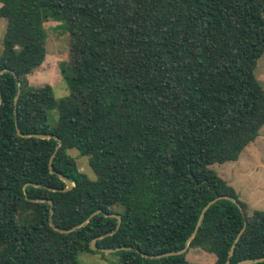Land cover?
<instances>
[{
	"label": "trees",
	"instance_id": "16d2710c",
	"mask_svg": "<svg viewBox=\"0 0 264 264\" xmlns=\"http://www.w3.org/2000/svg\"><path fill=\"white\" fill-rule=\"evenodd\" d=\"M6 28L0 52V264H78L96 241L118 264H196L198 248L224 264L264 257V211H247L234 189L210 167L236 161L264 125V88L256 79L264 53V0H0ZM61 21L70 61L60 73L70 94L31 86L44 61L43 24ZM13 71V73L11 72ZM19 81L20 93L14 106ZM15 110V112H14ZM55 110L56 119L49 111ZM54 134L61 145L50 173ZM88 156L94 177L66 150ZM186 252L178 251L213 198ZM135 249H138L137 252ZM264 264V261L249 263Z\"/></svg>",
	"mask_w": 264,
	"mask_h": 264
},
{
	"label": "rangeland",
	"instance_id": "374dc122",
	"mask_svg": "<svg viewBox=\"0 0 264 264\" xmlns=\"http://www.w3.org/2000/svg\"><path fill=\"white\" fill-rule=\"evenodd\" d=\"M43 26L46 32L44 61L28 74L27 79L31 86L50 84L54 97L60 99L70 94L68 84L60 73V62L70 61V38L61 21L49 20ZM5 28L6 20L0 18V52ZM254 75L264 88V53L257 60ZM49 115L51 119L57 118L55 110L49 111ZM66 152L75 159L79 171L92 179L95 178L88 164V156L80 155L76 148H68ZM210 167L234 189L237 199L246 204L247 211L253 209L264 211V125L257 137L241 151L236 161L215 163ZM186 258L196 264H214L215 261L213 254L198 248L190 249ZM77 262L118 264V255L114 252L83 250L78 251Z\"/></svg>",
	"mask_w": 264,
	"mask_h": 264
},
{
	"label": "water",
	"instance_id": "95a60500",
	"mask_svg": "<svg viewBox=\"0 0 264 264\" xmlns=\"http://www.w3.org/2000/svg\"><path fill=\"white\" fill-rule=\"evenodd\" d=\"M6 71L5 69H1L0 70V74L2 72ZM13 73V71H11ZM14 74V73H13ZM16 82H17V94L15 96V102H14V106L16 107V102H17V98H18V95L20 93V87H19V81L18 79L16 78ZM0 102H1V96H0ZM15 112V110H14ZM15 131L17 133V135L19 136H23V137H30V136H34V137H37V138H53L54 140H56L57 144L55 146V149L49 159V162H48V168H49V171L50 173H54L56 174L61 180L64 181V183L66 184L65 187L62 189L63 191H68L72 188L73 184L72 182L66 178L64 175H62L61 173L59 172H56L53 170V167H52V159L54 157V154L56 153V151L58 150L59 146L61 145V141L60 139L54 135V134H41V133H34V134H29V133H22L17 124L15 123ZM28 184H31L33 186H36V187H39L41 186L40 184H36V183H26L24 184L23 186V194H24V197L26 200H29V201H32V202H47L51 207H50V210H49V225L57 230L58 232H61V233H66V232H69L73 229H76V228H79L81 226H84L91 217H93L94 215L98 214V213H101L103 215H105L106 217H111V218H115L116 219V226H115V229L104 234V235H100L94 239H92L90 241V249L93 250V251H98V252H101V253H113V252H117V251H120V250H132L133 248L132 247H127V246H118V247H113V248H103V247H99L96 245V241L105 237V236H108V235H112L114 232H116L120 226V223H121V218L119 215L115 214V213H106L104 211H102L101 209H97L95 211H93L91 214H89V216L84 220L82 221L80 224H77L75 225L74 227L70 228V229H62V228H59L57 227L53 220H52V215H53V202L51 199H44V198H30L27 194V191H26V187L28 186ZM219 199H226V200H229L233 203H235L237 205V207L239 208L240 211H242V208L241 206L237 203L236 200H234L232 197L230 196H227V195H221V196H217L215 198H213L212 200H210L200 211L199 213V216H198V219H197V222L195 224V227H194V230L192 231V233L189 235V237L186 239L185 241V244H184V247L181 249V250H178V251H170V252H165V253H161V254H157V255H148V254H145V253H142L141 252V255L144 256V257H149V258H160V257H167V256H171V255H179V254H183L184 252H186L187 248H188V245L190 243V241L193 239L200 223H201V220L205 214V212L208 210V208L214 203L216 202L217 200ZM245 225H246V220H244V224L241 228V230L238 232L236 238L234 239V243L231 245L230 247V250L228 252V257L225 261L224 264H231L230 263V256L232 255L233 253V250H234V246H235V242L238 240V238L240 237L242 231L244 230L245 228ZM137 252H139L138 249H135ZM259 261H264V257H259V258H255V259H243V260H240L239 262H237L236 264H249V263H254V262H259Z\"/></svg>",
	"mask_w": 264,
	"mask_h": 264
}]
</instances>
